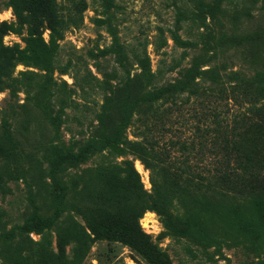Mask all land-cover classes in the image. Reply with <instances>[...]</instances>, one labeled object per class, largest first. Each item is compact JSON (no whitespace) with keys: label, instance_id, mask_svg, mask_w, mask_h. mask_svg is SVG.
Instances as JSON below:
<instances>
[{"label":"rangeland","instance_id":"rangeland-1","mask_svg":"<svg viewBox=\"0 0 264 264\" xmlns=\"http://www.w3.org/2000/svg\"><path fill=\"white\" fill-rule=\"evenodd\" d=\"M9 1L0 0V23L11 25L16 18ZM73 1H82L80 20ZM59 2L71 22L60 42L55 70L17 64L13 70L18 80L14 93L8 89L0 92V119L11 124L20 145L15 162L0 159L5 187L0 190V220L8 228L23 225L32 213L31 199L43 217L52 215L56 206L50 180L53 147L66 151L74 144L76 152L90 139L113 136L124 118L126 134L132 140L138 139L134 137L135 127L143 120H153L156 105L140 107L126 115L125 84L129 77L131 105L133 99L181 81L194 57L214 56L204 69L217 68L227 85L235 81L229 79L230 72H239L241 78L230 94L232 118L220 125L213 121L210 133L193 137L190 164L196 174L205 177L212 194L220 192L225 197L214 201L215 207L207 211L192 202H176L171 210L178 215L179 227L191 219L197 221L206 240L181 235L179 228L167 229L154 211H147L139 225L164 264H264V226L250 234L241 231L236 221V214L249 212L253 201L264 200V93L255 88L256 79L264 74V0L224 1L220 9L215 0ZM101 20L103 23L98 22ZM49 33L44 29L46 42ZM174 34L192 45L178 46L172 38ZM229 37L235 39L230 41ZM115 38L123 47L125 68L113 52ZM4 44L25 46L22 37L13 32L4 37ZM146 57L154 74L151 81L140 66V59ZM28 71L30 74L24 75ZM202 109L222 110L223 106L212 100L201 103L192 99L164 120L166 126H173L174 133L158 136L157 141L172 153V158L179 153L170 142L194 135L193 117ZM58 123L56 132L53 125ZM126 158L138 171L136 163L141 161L134 155ZM113 161L104 154H95L81 165L67 168L64 179L69 181L71 195L75 196L76 188L90 171ZM144 170L147 176L138 172L145 190L152 193L150 172ZM71 218L85 225L74 208L67 206L62 225ZM45 250L57 253L54 231L31 233L0 246V264L25 263V259L31 264L32 255ZM74 253L75 245L71 244L63 257L65 263L72 261ZM40 264L46 263L40 260ZM82 264L150 263L122 243L96 241Z\"/></svg>","mask_w":264,"mask_h":264},{"label":"trees","instance_id":"trees-1","mask_svg":"<svg viewBox=\"0 0 264 264\" xmlns=\"http://www.w3.org/2000/svg\"><path fill=\"white\" fill-rule=\"evenodd\" d=\"M224 1L232 0H215L219 9ZM73 3L80 20L79 7L82 1H73ZM9 4L16 22L11 25L0 23V92L8 89L13 94L14 86L18 82L13 77V70L17 64L34 66L49 72L55 70V58L60 42L64 39L68 23L71 21L67 20L62 13L59 0H10ZM98 22L103 23L102 20ZM44 29L50 32L48 42L43 38ZM10 32L21 36L25 46L5 45L4 37ZM172 38L180 47L192 45L176 34ZM233 39L235 38H228L230 41ZM113 52L117 55L118 63L125 68L126 57L122 45L116 38ZM212 57L214 56L206 59L194 57L191 67L181 81L133 99L131 105L132 79L129 77L125 84L126 115L140 107L156 105L153 120H143L141 125L135 127L137 133L133 135L138 139L132 140L126 134L124 118L113 136L90 139L76 152L74 144L66 151H62L58 146L53 147L50 180L56 197V206L52 215L43 217L39 207L31 199L32 213L23 225L8 228L7 224L0 220V246L31 233L42 235L54 231L57 253L45 250L39 255L33 254L30 258L31 264L32 262L40 264V260L46 264H82L96 241L122 243L146 262L164 264L159 260L156 248L139 225L140 219L147 211L156 212L169 230L179 228L181 235L197 241L206 240V235L197 221L191 219L179 227L178 215L172 214L171 210L176 202H192L201 204L207 211L211 209V206L215 207L214 201H221L225 197V194L220 192L212 194L205 177L196 174L190 164L193 137L210 133L213 121L220 125L232 118L229 104L233 99L230 94L238 87L237 80L241 78L239 72L232 71L228 77L235 81L233 85H227L217 68L204 69ZM140 66L143 75L151 81L154 74L151 73L149 59L147 57L140 59ZM29 74L28 71L24 75ZM255 83L256 90L263 94L264 74L260 75ZM192 99H198L201 103L212 100L214 103L218 102V106H223V109L210 111L202 109L194 115L193 118L196 121L193 125L192 135H194L184 138L176 137L170 142V146L179 153L178 157H173L174 161H172V153L167 148L164 149L157 141L158 136L167 132L174 133L173 126H166L164 120L171 112H176L180 105L182 107L189 104ZM53 128L58 132L59 123L54 124ZM19 152L20 145L16 132L7 120L0 119V159L5 163L15 162ZM95 154H104L114 161L96 171H90L88 178L76 188V194L73 197L69 181L64 179L66 169L81 165ZM128 155L136 156L144 168L150 172L152 193L145 190L140 173L133 162L126 158ZM118 158L123 159L118 162ZM8 176L13 180L18 179L13 174ZM4 188L0 172V190L4 191ZM72 198H75L74 203H71ZM67 206L74 208L75 213L81 217L85 225L73 218L67 225H62L61 218ZM229 211L235 212L234 209ZM236 221L241 231L250 234L257 232L264 226V200L253 201L249 212L236 214ZM71 244L75 245V253L72 261L65 263L63 257L66 248ZM15 264L29 263L28 259H25V263Z\"/></svg>","mask_w":264,"mask_h":264},{"label":"bare ground","instance_id":"bare-ground-1","mask_svg":"<svg viewBox=\"0 0 264 264\" xmlns=\"http://www.w3.org/2000/svg\"><path fill=\"white\" fill-rule=\"evenodd\" d=\"M136 167H137V169H138V171H139L140 173H143V174H145V175L147 176V172L144 170V167L142 166V164H141L140 162H137V163H136ZM147 216L154 217L153 214H149V215H147ZM144 221H147V219H144ZM150 222H152V221H150ZM149 224H150V223H149Z\"/></svg>","mask_w":264,"mask_h":264}]
</instances>
